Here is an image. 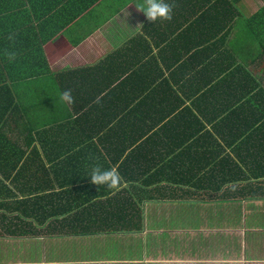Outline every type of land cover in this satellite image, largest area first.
<instances>
[{
    "label": "crops",
    "instance_id": "crops-1",
    "mask_svg": "<svg viewBox=\"0 0 264 264\" xmlns=\"http://www.w3.org/2000/svg\"><path fill=\"white\" fill-rule=\"evenodd\" d=\"M15 1L9 0L12 15L4 27L8 50L0 55V101L10 107L0 116V132L16 144L0 149V264H264L263 137L231 143L230 136L212 133L216 160L195 165L198 175L186 166H162L149 179L137 177L131 164L100 161L108 149L42 147L58 134L75 142L85 135L75 136L73 121L96 120L84 117L91 104L80 95L71 107L60 101L70 85L60 83L62 73L94 67L110 55L166 71L177 60L174 50L186 58L180 49L185 9L197 0L186 6L174 0L172 20L154 24L136 8L143 0ZM263 7L264 0L243 3L249 17ZM37 47L48 70L36 69L38 61L32 69L21 59L24 69L4 63ZM28 74L41 79H23ZM111 79L114 72L103 86ZM70 155L80 162L69 163ZM95 163L119 171L118 191L91 183Z\"/></svg>",
    "mask_w": 264,
    "mask_h": 264
},
{
    "label": "trees",
    "instance_id": "trees-1",
    "mask_svg": "<svg viewBox=\"0 0 264 264\" xmlns=\"http://www.w3.org/2000/svg\"><path fill=\"white\" fill-rule=\"evenodd\" d=\"M182 1L186 6L195 0ZM244 2L197 0L186 8L188 25L181 34L184 41L180 48L185 49L186 58L181 60L174 50L171 58L177 60L170 61L166 71L165 67L150 69L148 61L135 62L122 56L119 61L110 55L94 67L62 73L60 83L70 84L65 88L72 90L75 101L80 95L91 104L84 117L93 115L96 120L73 121L75 136L85 135L76 137L75 142L58 134L55 140H44L42 147L90 153L108 149L100 161L131 164L139 173L137 177L149 179L150 173L155 177L162 166L169 170L186 166L190 175H198L195 165L216 160L212 133L230 136L231 143L256 135L264 140V7L249 17L244 14ZM9 4V0H0L1 56L8 50L4 27L12 15L7 12ZM18 59L26 68L20 67ZM3 60L12 69H32L37 61L36 69L49 68L39 47ZM2 72L0 68V80ZM113 72L114 79L103 86ZM37 77L28 74L23 79H41L39 74ZM97 100L99 103H94ZM5 101H0V116L10 109ZM41 128L44 133L49 129ZM30 132L27 135H33V130ZM112 136L116 139L111 140ZM7 141L0 132V149L16 145ZM26 142L30 147L34 141ZM246 149L250 156L255 154L251 146ZM74 155L68 157L69 163L80 162ZM225 160L216 163L221 165Z\"/></svg>",
    "mask_w": 264,
    "mask_h": 264
},
{
    "label": "clouds",
    "instance_id": "clouds-1",
    "mask_svg": "<svg viewBox=\"0 0 264 264\" xmlns=\"http://www.w3.org/2000/svg\"><path fill=\"white\" fill-rule=\"evenodd\" d=\"M175 7L174 0L172 2H167V0H143L142 4L136 6L137 10L142 12L147 21L152 24L158 20L161 22L171 21ZM14 58V54L10 55V59ZM59 98L62 103L69 107L75 103L71 89L63 90ZM94 103H99V101H94ZM89 177L93 185L106 186L110 190L118 191L123 183V178L115 167L105 169L99 163L93 165Z\"/></svg>",
    "mask_w": 264,
    "mask_h": 264
}]
</instances>
